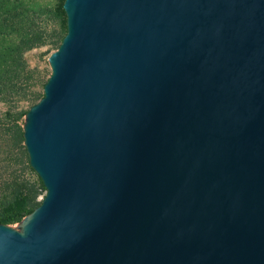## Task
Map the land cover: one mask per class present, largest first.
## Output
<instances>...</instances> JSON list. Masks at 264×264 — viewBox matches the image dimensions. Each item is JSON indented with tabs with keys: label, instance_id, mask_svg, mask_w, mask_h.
<instances>
[{
	"label": "water",
	"instance_id": "water-1",
	"mask_svg": "<svg viewBox=\"0 0 264 264\" xmlns=\"http://www.w3.org/2000/svg\"><path fill=\"white\" fill-rule=\"evenodd\" d=\"M62 8L0 264H264V0Z\"/></svg>",
	"mask_w": 264,
	"mask_h": 264
},
{
	"label": "trees",
	"instance_id": "trees-1",
	"mask_svg": "<svg viewBox=\"0 0 264 264\" xmlns=\"http://www.w3.org/2000/svg\"><path fill=\"white\" fill-rule=\"evenodd\" d=\"M28 1L30 0H0V100L11 102L27 88L29 76L25 74L27 71L23 54L41 38V33L34 28V24L29 23ZM63 2L64 0L49 12L57 16L64 14ZM25 113L26 111L16 118L22 120ZM10 147L5 159L16 165L17 169L11 171L8 177L0 175V224L5 225L20 222L39 205L35 202L36 196L32 194L35 181L31 177L35 174L28 165L26 152L16 142L10 144ZM36 180L43 186L39 179Z\"/></svg>",
	"mask_w": 264,
	"mask_h": 264
},
{
	"label": "rangeland",
	"instance_id": "rangeland-1",
	"mask_svg": "<svg viewBox=\"0 0 264 264\" xmlns=\"http://www.w3.org/2000/svg\"><path fill=\"white\" fill-rule=\"evenodd\" d=\"M61 1H28L27 7L30 9L28 12L29 23L34 24V28L41 33V38L34 42L30 49L23 54L25 70L27 71L25 74L29 76L26 81L27 88L21 91L23 93L16 95L11 102L0 100V175L3 178L8 177L11 171L17 169L16 165L5 159L7 151L11 149L10 144L13 145V142H16L24 149L22 138L24 117L22 120H18L16 117L25 111L27 112L33 103H37L41 99L43 85L51 74L48 57L58 48L61 37H64L66 33L65 15L60 13L57 16L49 12L50 10L53 11V8ZM14 149L13 146L12 150L14 151ZM36 178L38 179L36 175L31 177L35 181L32 194L36 196L35 202L40 204L42 197L45 195V189L37 182ZM18 223L9 226L16 228Z\"/></svg>",
	"mask_w": 264,
	"mask_h": 264
}]
</instances>
